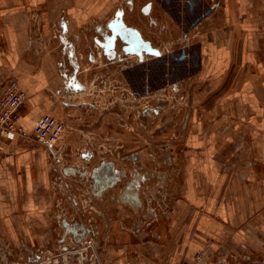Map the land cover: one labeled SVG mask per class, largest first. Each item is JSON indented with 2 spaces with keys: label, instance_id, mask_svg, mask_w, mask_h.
<instances>
[{
  "label": "crops",
  "instance_id": "crops-1",
  "mask_svg": "<svg viewBox=\"0 0 264 264\" xmlns=\"http://www.w3.org/2000/svg\"><path fill=\"white\" fill-rule=\"evenodd\" d=\"M125 1L0 0V82L15 78L26 95L19 119L25 134L43 114H73V130L66 124L50 149L28 136H0V239L28 264L46 258L58 264L86 236L97 238L105 264H192L206 240L213 247L202 264L264 259V0H216L189 31L188 40L195 38L186 51L196 45L198 64L178 84L188 107L171 123L162 111L143 120L133 108L107 110L83 98L94 72L102 85L105 54L118 61L115 36L125 30L119 18ZM137 7L136 1L131 13L124 11L126 24L133 25ZM152 11L157 28L150 36L182 35L169 11L159 4ZM126 123L149 133L144 143L122 144L140 164H157L150 151L153 142L161 144L165 189L154 200L161 204L152 202L154 216L143 223L137 217L143 207L130 210L124 201L129 212L122 207L116 219L84 230L86 223L62 214L60 196L68 202L75 195L62 185L88 182L90 196L106 202L121 170L101 141L109 132L123 135ZM93 167L94 177L81 174Z\"/></svg>",
  "mask_w": 264,
  "mask_h": 264
},
{
  "label": "flooded vegetation",
  "instance_id": "flooded-vegetation-1",
  "mask_svg": "<svg viewBox=\"0 0 264 264\" xmlns=\"http://www.w3.org/2000/svg\"><path fill=\"white\" fill-rule=\"evenodd\" d=\"M136 1L138 3L136 19L133 25L126 24L124 22V11L131 13L134 10ZM156 4H159L162 9L169 11L175 23L183 26L180 40L178 38L173 40L165 39L166 44H163V39L159 41L155 36H142V34L157 28L155 13H152L153 6ZM216 6V0H146L142 4H140V0H126L122 6L123 12L119 15L125 30L119 32L121 35L115 36L118 48L117 53H114L113 57L117 54L118 61L116 63L112 62L110 57L108 58L107 54H105L106 61L103 63L105 77L99 83L112 86L113 89L111 91L120 93L123 100L128 99V94L132 95L136 100L145 98L147 105L139 111L140 117L145 120L148 116H156L165 105L161 101L168 98L167 93L169 91L179 92L180 88L177 85L196 70L198 64L196 45L190 47L189 53L186 51L188 33L205 16L209 15ZM134 30H136L143 42L148 43L149 51L135 44L130 34V31ZM157 42L161 44L156 45ZM162 44L165 52L161 51ZM128 51L134 52L135 60H130L127 57ZM95 58L94 56L93 60ZM96 68L97 65L89 68L90 73H93ZM115 74L118 75L117 78L113 77ZM159 91L164 92L161 94ZM158 93L160 96L157 97ZM181 98L184 99V96L182 95ZM153 143L150 156L153 157L154 163L157 160L159 164L155 163L152 166L140 164L135 153H128L126 150L116 153L120 160L123 162L126 160L130 161L134 166L132 172H130V178L122 183L117 195V202L124 204L126 203L124 201H127L130 210L143 207L141 188L144 187L147 180L157 178L161 182L164 181L166 162L165 160L163 161V154H159L157 151L158 146L161 144ZM120 148H123V146L121 145ZM162 164H164V170L161 171L160 168V172H158L157 169ZM86 174L94 177L96 168L87 169ZM124 176V172L120 171L117 182H122ZM158 187L162 188V186ZM160 188H153V191H155L153 192L154 197L149 191L148 202L151 204L154 202L157 196L155 194H158L157 192ZM83 226L84 230H89L91 227L90 224ZM34 259H37V256H34Z\"/></svg>",
  "mask_w": 264,
  "mask_h": 264
},
{
  "label": "rangeland",
  "instance_id": "rangeland-1",
  "mask_svg": "<svg viewBox=\"0 0 264 264\" xmlns=\"http://www.w3.org/2000/svg\"><path fill=\"white\" fill-rule=\"evenodd\" d=\"M146 0H140V4H142L143 2H145ZM196 33V32H195ZM146 37L149 36V33L146 32L144 33ZM180 40L181 36L176 37ZM194 38L192 36V34L189 36V40L187 41L188 44H192V42H194ZM164 40L163 44H166V40L164 38H162ZM175 39V38H174ZM160 42H157L156 45H160ZM163 44L161 46V51L165 52V48L163 47ZM167 46V45H166ZM96 54V52L94 53ZM130 60H135L134 57H130ZM95 71V70H93ZM93 78L96 77V79L94 81H97V77L98 79H100L101 77L97 76V73L94 72L93 73ZM116 76V74L114 75V77ZM92 81V83L88 84V90L86 92V94L84 95V100L87 101L88 104L95 106V107H99V106H103L106 107L107 110H110L113 108V106H120L121 109L124 110H129L132 109L134 111L138 110L140 111L145 105H147L146 99L141 98L140 100H136L133 98L132 95L128 94V99L127 100H123L122 96L120 95V93L118 92H114L111 91L113 89L112 86H108V85H98L96 84V82ZM179 88H181V86L178 85ZM161 92V94L164 91H159ZM183 94L179 91V92H171L169 91V93H167L168 98L164 101H161L163 104H165L161 111L163 114H169L168 115V120L171 121L174 120L173 118V114L178 112L181 113L183 112L184 109H186L188 107V105L186 106V104H188V102L184 99L181 98ZM160 96L159 93L157 95V97ZM73 118V114H68L65 116L64 119H62L65 124L68 125V129L69 132L71 130H73V126H70V119ZM72 127V128H71ZM122 130L124 129V134L121 136H117L118 134H112V132H109L107 136H105L101 142L105 143V150L106 151H111L112 154H107L105 157H107V159H113L115 157V162L118 163L119 165V169L124 172V178L122 182H119L112 191L108 192L105 194V198H106V202L103 199L102 201H98L97 199H95L94 197L90 196L89 191H88V182L87 183H81L79 181L76 182V186L73 187H67V185L63 186L62 185V192L63 190L65 191L66 188L70 189V191L73 193H75L74 196H70L69 201H65L63 202V200H66L65 197L67 195H61L60 199L62 201V205L65 206L67 208L66 213H62L63 215H65V218L68 219H79L82 222L86 223V224H97V225H104L103 221H112V219H116L118 216H120V210L122 209L123 205H120L117 202V195L119 194L120 188L122 187V183L130 178V172H132L134 166L131 164L130 161H122L119 159L118 155L116 154L118 151H122V150H130L128 148H120L119 146H121L124 141L129 142V145L131 146V144L136 145L137 142H141L144 143V141H148L149 138L148 136V132L145 134L147 136H144L143 134L138 133L137 131H133V127L130 128V126L126 123V125H124L123 127H121ZM80 136H83L79 133ZM160 136V135H158ZM167 138H163L162 141L164 143V141ZM133 141V142H132ZM94 150V149H92ZM104 150L103 148H99V151ZM104 150V151H105ZM98 151V148H96V150H94V152ZM158 152H162L159 148L157 149ZM117 157V158H116ZM117 159V160H116ZM82 167L84 166H90L89 164H86L85 162H82L81 164ZM160 168L161 171L164 170V164H162L161 166H159V168L157 169L158 172H160ZM90 180V177L88 178ZM64 182H65V177H64ZM150 188H149V187ZM158 186H162V188L158 187ZM153 188H160V190H158V192L163 195V191L165 189V181H159L157 178H154V180L150 179L147 180L146 184L144 185V187L141 188V196L143 199V208L141 209L140 213H138L137 217L140 218L141 222L145 223L147 222L149 219H151L154 216V212H150V202H148L149 200V191L151 193V195L153 196L155 191H153ZM157 192V193H158ZM158 194V198L161 196H159ZM159 198V199H160ZM156 201V200H155ZM155 201L153 203H155ZM158 201V200H157ZM75 204V205H74ZM157 204H161V203H155L154 205L157 206ZM90 205H94L97 207V209H94L93 207H90ZM105 205H107L108 207L106 208ZM99 206V207H98ZM101 207V208H100ZM124 208V207H123ZM153 209V208H152ZM123 210H126L127 212H129L128 208H124ZM134 219L130 218L127 220V222H133ZM94 242H95V247H96V256L94 255L91 259L94 262V264H105L103 257H102V246L98 243L97 238L89 236ZM207 242H210L211 244V249L213 247L212 241L210 240H206L204 242L203 247L197 252L199 253L201 250L204 249L205 244ZM210 249V251H211ZM69 251V250H68ZM63 252V253H68L65 254L64 256H61V261L59 262V260L57 261L58 264H89V259H90V253L87 251H82L79 252L77 254H72V251L69 252ZM209 251V253H210ZM58 252V251H57ZM56 252V253H57ZM19 250L15 247L12 246L8 243H6V241L1 240L0 239V264H28V260H26L25 256H20L19 254ZM31 256H35L36 254H38L39 252L35 250H33ZM30 253V254H31ZM62 253V254H63ZM196 256V255H195ZM209 256V254H208ZM19 257V258H18ZM77 257V259H75ZM195 258V257H194ZM194 258L192 261V264H195L194 262ZM79 259V260H78ZM208 260V257L202 262H206ZM201 263V264H202ZM29 264H56L55 260H47V258L45 260H41L38 263H29ZM244 264H264V259H260L258 262L254 261L253 263H248L245 262Z\"/></svg>",
  "mask_w": 264,
  "mask_h": 264
},
{
  "label": "built area",
  "instance_id": "built-area-1",
  "mask_svg": "<svg viewBox=\"0 0 264 264\" xmlns=\"http://www.w3.org/2000/svg\"><path fill=\"white\" fill-rule=\"evenodd\" d=\"M25 102L26 95L15 78L0 82V136L9 140L15 136H28L43 147L50 149L62 137L66 129L65 122L50 114H43L35 123L31 134L26 135L19 124L20 109ZM95 249V242L86 236L80 241L79 246L72 250V254L87 251L91 254L89 264H94L91 258L96 254ZM210 249L211 244L207 242L204 249L196 254L195 264H201L208 257Z\"/></svg>",
  "mask_w": 264,
  "mask_h": 264
},
{
  "label": "water",
  "instance_id": "water-1",
  "mask_svg": "<svg viewBox=\"0 0 264 264\" xmlns=\"http://www.w3.org/2000/svg\"><path fill=\"white\" fill-rule=\"evenodd\" d=\"M131 33V36L133 38V40L135 41V44L138 45V46H141L142 48L146 49L147 51H149V47H148V43L147 42H143L138 34L135 32V31H130ZM82 175L86 174V171H83L81 173Z\"/></svg>",
  "mask_w": 264,
  "mask_h": 264
}]
</instances>
